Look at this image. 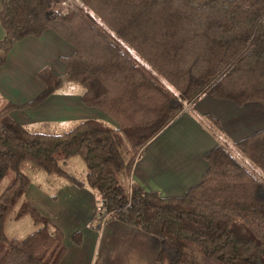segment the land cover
I'll return each mask as SVG.
<instances>
[{
    "label": "trees",
    "instance_id": "1",
    "mask_svg": "<svg viewBox=\"0 0 264 264\" xmlns=\"http://www.w3.org/2000/svg\"><path fill=\"white\" fill-rule=\"evenodd\" d=\"M63 1V0H62ZM66 12L61 0H2L0 70L17 43L54 31L75 49L63 58L64 77L39 72L44 92L21 106L0 104V264H60L64 233L27 199L33 164L101 198L91 226L117 220L160 241V264H183L196 247L221 264H264V129L218 145L208 169L182 197L130 186L145 147L201 96L264 106V0H80ZM84 88L82 100L112 118L114 128L85 120L62 133L29 130L11 114L42 105L66 83ZM217 127L220 123L212 119ZM242 154L260 176L238 160ZM80 157L85 179L61 159ZM25 197V198H24ZM29 216L35 229L11 238L5 225ZM81 243L82 234L73 235Z\"/></svg>",
    "mask_w": 264,
    "mask_h": 264
},
{
    "label": "crops",
    "instance_id": "2",
    "mask_svg": "<svg viewBox=\"0 0 264 264\" xmlns=\"http://www.w3.org/2000/svg\"><path fill=\"white\" fill-rule=\"evenodd\" d=\"M4 36L0 24V40ZM74 52L72 45L51 30L40 38L28 37L17 43L0 70V98L17 106L35 100L46 88L39 72L49 68L55 76L64 77L67 67L62 59ZM83 94L81 85L68 82L42 105L15 111L11 116L27 129L57 133L85 120L119 128L103 111L86 106ZM212 119L218 120L220 127ZM262 129L264 106L257 103L238 106L201 96L187 104L145 147L136 160L130 184L162 197H182L201 183L208 169L205 155L209 151L218 145L233 147L237 141ZM71 166L83 170L78 161ZM57 178L35 172L26 199L63 231L66 254L60 264H160V241L156 237L109 217L96 231L91 224L101 207L99 194L89 187L64 185ZM77 232L82 234L81 243L73 239ZM188 248L183 264H194V257L203 260L200 253Z\"/></svg>",
    "mask_w": 264,
    "mask_h": 264
},
{
    "label": "rangeland",
    "instance_id": "3",
    "mask_svg": "<svg viewBox=\"0 0 264 264\" xmlns=\"http://www.w3.org/2000/svg\"><path fill=\"white\" fill-rule=\"evenodd\" d=\"M81 5H82V3L80 0H63V1L61 0L60 4L58 5V8L64 12H66L70 8H77ZM4 101H5L4 99L0 98V104H2ZM29 130H36V129H29ZM38 130H42V129H38ZM233 154L238 160H240L242 163H244L246 166H248L252 172H255L256 174L263 177V175L260 173L259 169H257L255 166H253L251 164V162H249L248 159L243 158L242 154L234 152V151H233ZM73 161H78L81 164L83 170L80 171L76 168H72L71 165H72ZM60 163L66 169V171L68 173H70L71 175H73L79 179H85L86 174H87V168H86L85 163L83 162V160L80 157H75V158H72L69 160L61 159ZM24 171L30 178H33V174L35 172H38L42 175H47L46 173H44L42 170L38 169L33 164H27ZM57 181H62V183L64 185H69V183L67 181L63 180L62 178L61 179L57 178ZM8 184H9V179L4 180L0 184V194ZM130 186H131V184H130ZM34 229H35V227H34L33 221L31 220V218L29 216H26V217L22 218L21 220L16 221L14 219V215H12V216H10V218L7 219L6 225H5L6 234L11 238H23L26 235H28L29 233H31ZM188 249L196 250L198 253H200L199 255H201L200 256L201 259H203V260H200L198 257H194L192 259V262L194 264H212V263L221 264L218 261L207 259L202 254L201 250H199L196 247H189Z\"/></svg>",
    "mask_w": 264,
    "mask_h": 264
}]
</instances>
